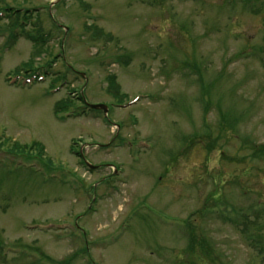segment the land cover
I'll return each instance as SVG.
<instances>
[{"label":"rangeland","instance_id":"obj_1","mask_svg":"<svg viewBox=\"0 0 264 264\" xmlns=\"http://www.w3.org/2000/svg\"><path fill=\"white\" fill-rule=\"evenodd\" d=\"M250 1L0 0V264H264Z\"/></svg>","mask_w":264,"mask_h":264},{"label":"trees","instance_id":"obj_2","mask_svg":"<svg viewBox=\"0 0 264 264\" xmlns=\"http://www.w3.org/2000/svg\"><path fill=\"white\" fill-rule=\"evenodd\" d=\"M243 1L246 4L248 2L249 3L252 2L250 0H243ZM251 8H254L252 3H251V6L249 7V9L251 10ZM1 13L2 14L8 13V14L7 15H1ZM23 13L26 14V15L23 18H21V14H23ZM29 13H30L29 10L28 11H22V10H20L18 8L5 7V8L0 10V19L2 18V16L7 18V20L9 21L7 23L8 24L7 26L9 28H11L12 33L14 35H16V34H15V32L13 30L18 28V27H20L22 29L23 33H25V35L28 38L32 39L35 42H44L45 38L47 37V34H45V35H43V34H41V35H39V34L38 35H33L30 32L25 30V27H26L25 25H27L26 24L27 22H25V21H27L32 16V15H28ZM23 19H25V21H23ZM36 28L38 30L40 29L39 26H37ZM15 71L18 72V71H21V70L20 69H16ZM25 72H26V74H31L32 73L29 70H26ZM111 93L112 94H117L118 92L116 91V92H111ZM58 108L59 107L56 108V111H58ZM13 147L14 148H20V149H24L25 148L26 150H29V151H33L35 149L36 150L35 153L38 154L39 157H41V158L44 157V149H43L42 145H40L38 143H33L31 145H25V146H19L18 144H15Z\"/></svg>","mask_w":264,"mask_h":264},{"label":"water","instance_id":"obj_3","mask_svg":"<svg viewBox=\"0 0 264 264\" xmlns=\"http://www.w3.org/2000/svg\"><path fill=\"white\" fill-rule=\"evenodd\" d=\"M82 75H84V74H82ZM88 106L90 107V108H92V109H103L104 110V112H105V114H107V112H108V107L106 106V105H104V104H88ZM89 165V164H88ZM90 167H94V166H92V165H89Z\"/></svg>","mask_w":264,"mask_h":264}]
</instances>
